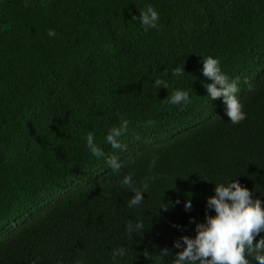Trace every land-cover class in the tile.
Masks as SVG:
<instances>
[{
  "label": "trees",
  "instance_id": "obj_1",
  "mask_svg": "<svg viewBox=\"0 0 264 264\" xmlns=\"http://www.w3.org/2000/svg\"><path fill=\"white\" fill-rule=\"evenodd\" d=\"M149 5L160 19L145 31L133 17ZM209 55L239 80L240 124L207 97ZM176 90L191 103H167ZM121 117L124 151L105 139ZM128 173L160 177L137 208L119 185ZM232 179L264 202V0H0V264H173L175 241L215 215L214 183ZM129 221L145 229L131 238Z\"/></svg>",
  "mask_w": 264,
  "mask_h": 264
},
{
  "label": "clouds",
  "instance_id": "obj_2",
  "mask_svg": "<svg viewBox=\"0 0 264 264\" xmlns=\"http://www.w3.org/2000/svg\"><path fill=\"white\" fill-rule=\"evenodd\" d=\"M160 14L151 5L145 11H140L138 17L144 30L149 28L157 29ZM47 35L54 37L56 33L48 30ZM202 75L211 83L204 84L207 90V97L211 101L222 98L226 105V116L233 125L240 124L248 118L244 105L239 98L241 91L239 80L232 79L221 67V60L211 55L202 57ZM167 70L164 75H167ZM184 67H176L171 75L183 77ZM154 84L157 88H169L167 80L156 78ZM167 103L176 106H187L191 103L190 93L185 90H176L167 98ZM153 121L148 120L147 125H152ZM130 120L121 117L119 126H113L108 131L105 139L106 143L113 150L124 151L126 146L122 143V137L128 132ZM86 147L96 158L105 156L103 148L97 144L94 133H88L86 137ZM160 160L159 154H154L149 163V172L152 171ZM109 167L113 172H119L121 163L119 158L112 156L107 159ZM160 177L149 175L143 182L137 185L133 179V174H125L119 181V185L130 190L134 195L128 201V207L137 208L145 201L144 194L148 193L150 185L155 183ZM214 195L207 199V209L213 210L215 215L206 212L205 221L196 223L194 237L187 235L175 241L174 247L182 249L173 264H264V236L260 237L254 244V239L264 232V207L260 199H253V193L247 187L242 186L238 180L232 179L227 182L214 183ZM179 203V201H177ZM169 204L164 202L159 208L167 210ZM185 210L192 209L191 200L184 204ZM191 222L195 223L193 219ZM127 233L131 238L133 235H140L144 228L143 221H129ZM123 246L113 249L112 256L115 261L125 255ZM164 256L169 254V250L164 249ZM76 264H85L83 259L77 260Z\"/></svg>",
  "mask_w": 264,
  "mask_h": 264
}]
</instances>
